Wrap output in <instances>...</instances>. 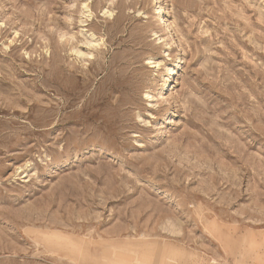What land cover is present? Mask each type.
Listing matches in <instances>:
<instances>
[{
    "label": "rangeland",
    "instance_id": "rangeland-1",
    "mask_svg": "<svg viewBox=\"0 0 264 264\" xmlns=\"http://www.w3.org/2000/svg\"><path fill=\"white\" fill-rule=\"evenodd\" d=\"M0 264H264V0H0Z\"/></svg>",
    "mask_w": 264,
    "mask_h": 264
},
{
    "label": "bare ground",
    "instance_id": "bare-ground-1",
    "mask_svg": "<svg viewBox=\"0 0 264 264\" xmlns=\"http://www.w3.org/2000/svg\"><path fill=\"white\" fill-rule=\"evenodd\" d=\"M109 12V11H108ZM110 13V12H109ZM111 14V13H110ZM169 15V8L167 7V6H161L160 7V11H159V19H161L162 18V20H163V25H164V27H165V29H166V31L169 33V35H170V37H172L173 35L172 34H174L173 32V23H171V21H169L167 18H166V16H168ZM159 39L160 40H162V37H159ZM172 39V38H171ZM174 40V39H173ZM173 40H172V42H173ZM176 40V39H175ZM163 41H165V40H163ZM167 45H168V47L170 48L171 46H169L170 45V41H168V43H166ZM73 50H75L76 51V53H78V54H82L81 53V50H79V49H76V48H74ZM168 53V52H167ZM167 55V54H166ZM170 55V54H169ZM181 61V59L179 58V60H178V62H180ZM181 67H180V65H179V63L177 64V65H175V67H173L172 68V70H171V75H167L165 78H167V80H166V82H164V84H163V86L164 87H168V86H170V84H171V80H172V77L175 75V74H177V72H178V69H180ZM167 90V91H166ZM169 91V89H164V91L163 92H161L160 93V95L164 98V97H168V96H165L166 94H167V92ZM165 92V93H164ZM162 97H161V99H162ZM160 98V97H159ZM168 99V98H167ZM173 112V111H172Z\"/></svg>",
    "mask_w": 264,
    "mask_h": 264
}]
</instances>
